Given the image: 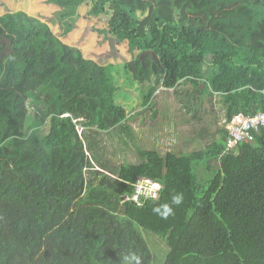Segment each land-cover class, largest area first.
<instances>
[{"label":"trees","instance_id":"16d2710c","mask_svg":"<svg viewBox=\"0 0 264 264\" xmlns=\"http://www.w3.org/2000/svg\"><path fill=\"white\" fill-rule=\"evenodd\" d=\"M46 3L59 7L50 21L61 36L87 17L101 20L92 29L110 43L112 57L128 47L132 58L123 68L140 85L138 101L133 112L118 102L115 63L102 60V74L97 61L72 64L54 35L51 72L31 91L32 108L0 110V201L29 208L61 195L76 199L75 208L126 216L165 243L154 264H264V130L232 151L225 130L236 115L264 111V0ZM24 30L17 55L31 48L38 67L48 24L28 22ZM160 88L193 124L187 142L198 135L205 146L186 153L137 147V161L118 164L109 138L130 148L135 124L157 117ZM140 176L164 188L158 200L136 208L126 197ZM165 205L172 209L166 217Z\"/></svg>","mask_w":264,"mask_h":264},{"label":"rangeland","instance_id":"374dc122","mask_svg":"<svg viewBox=\"0 0 264 264\" xmlns=\"http://www.w3.org/2000/svg\"><path fill=\"white\" fill-rule=\"evenodd\" d=\"M18 2L22 6L15 0H0V36L4 39L0 41V110L7 112L13 108L32 106L31 91L51 72L49 62L55 56L50 55L48 50L54 44V35L64 44L66 59L72 64L97 61L95 73L102 74V60L115 63L118 69L115 80L120 86L116 98L130 112L136 109L140 85L131 81L123 68L124 61L131 60L132 55L123 44L118 47L120 56H111L110 43L92 29L94 25L100 27L101 20L81 17L77 28L69 35L61 36L59 26L50 21L59 7L47 4L46 0ZM16 10L23 11L25 16L11 13ZM28 22L48 24L49 28L50 40L43 47L38 67L33 63L36 53L31 48L25 47L20 56L15 48V44L25 37L24 28ZM208 73L209 67L206 66L205 74ZM162 90H158L160 93L156 98L157 117L153 121L148 118L144 126L135 124L136 134L130 148L117 142L116 138H109V143L115 141L113 147L118 150L115 156L118 164L121 161H137V147L156 149L162 153H186L205 146L206 141L198 135L196 140L187 142L193 124L183 121L185 116L173 100V95ZM218 166L214 163L210 168L214 171ZM205 172L203 166L199 168L200 175ZM75 200L59 195L29 208H22L12 200L0 201V264H125L124 257L130 253L139 255L141 264H154V257L165 253L167 247L163 240L147 235L130 218L100 207L75 208ZM132 203L136 208L143 206Z\"/></svg>","mask_w":264,"mask_h":264},{"label":"built area","instance_id":"2783aa9c","mask_svg":"<svg viewBox=\"0 0 264 264\" xmlns=\"http://www.w3.org/2000/svg\"><path fill=\"white\" fill-rule=\"evenodd\" d=\"M264 130V111H259L255 115H236L225 125L227 132L226 151H232L239 145L251 143L257 132ZM135 191L132 197L126 198L132 202L145 205L150 200H158L164 185L156 178L140 176L134 183Z\"/></svg>","mask_w":264,"mask_h":264},{"label":"clouds","instance_id":"9594fccd","mask_svg":"<svg viewBox=\"0 0 264 264\" xmlns=\"http://www.w3.org/2000/svg\"><path fill=\"white\" fill-rule=\"evenodd\" d=\"M182 199H183L182 195L177 194L176 196L173 197V203L179 205L182 202ZM165 208L167 209V211L164 213L166 217L168 214H171L172 209L167 205H165ZM154 211H159V210L154 209ZM124 260H125V264H141V257L135 253H130L129 255L125 256Z\"/></svg>","mask_w":264,"mask_h":264}]
</instances>
